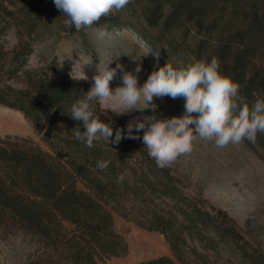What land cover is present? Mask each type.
Wrapping results in <instances>:
<instances>
[{
  "label": "trees",
  "instance_id": "16d2710c",
  "mask_svg": "<svg viewBox=\"0 0 264 264\" xmlns=\"http://www.w3.org/2000/svg\"><path fill=\"white\" fill-rule=\"evenodd\" d=\"M133 10L139 23L129 28L160 57L177 68L216 57L222 73L239 85L243 103L264 99V0H143ZM39 11L32 2L17 8L0 0V106L21 113L46 147L0 139V231L36 242L27 264H104L126 257L115 216L168 244L170 256L137 264H264V250L245 238L238 222L190 193L171 165L159 168L142 139L99 140L91 148L75 139V129L85 128L68 112L91 86L61 74L57 59L29 67ZM177 24L193 28L192 46L177 40L179 27H170ZM92 110L111 123L110 139L117 128L127 132L126 118L96 101ZM254 144L264 150V134ZM98 161L109 165L100 170Z\"/></svg>",
  "mask_w": 264,
  "mask_h": 264
},
{
  "label": "rangeland",
  "instance_id": "374dc122",
  "mask_svg": "<svg viewBox=\"0 0 264 264\" xmlns=\"http://www.w3.org/2000/svg\"><path fill=\"white\" fill-rule=\"evenodd\" d=\"M142 1L131 0L122 11L102 18L92 28L77 31L74 27L66 26L67 18L55 7L53 0H8L17 8L32 2L40 10L34 36V54L29 67H42L57 59L61 74L80 78L84 73L87 79L82 80L91 87L98 68H103L111 60L109 67L119 63L124 71L137 75L139 86L144 84L153 70L167 63L177 68L171 61L160 57L139 33L129 28L139 23V16L134 15L133 9H138ZM117 23L124 25L116 27ZM178 29L177 40L184 47L192 46L195 37L193 28L183 25ZM100 31L105 33L103 37L98 35ZM10 41L12 44L15 42L14 34H11ZM137 64L142 66L138 74L134 71ZM122 75L123 72L118 71L111 82L113 92L122 86ZM255 101L252 100L251 104ZM184 103L183 97L175 100L170 97L154 98V109L150 106L143 111L136 110L119 116L126 118V126L130 121L142 120L146 116L157 119L180 117L185 111ZM100 104L109 110L116 107V100L113 98ZM139 107L145 105L141 103ZM8 136L31 139L46 149L33 126L21 113L0 106V139ZM171 167L190 193L201 195L212 205L226 210L241 226L245 238L264 250V150L247 140L239 145L217 148L214 142L197 138L192 152L180 156ZM115 228L126 240L128 254L104 264H137L170 256L166 240L158 233L138 229L118 216H115ZM37 250L36 242L26 234L0 231V264H27V258Z\"/></svg>",
  "mask_w": 264,
  "mask_h": 264
},
{
  "label": "clouds",
  "instance_id": "9594fccd",
  "mask_svg": "<svg viewBox=\"0 0 264 264\" xmlns=\"http://www.w3.org/2000/svg\"><path fill=\"white\" fill-rule=\"evenodd\" d=\"M53 3L67 18L66 26L80 31L122 11L131 0H53ZM98 35L103 37L105 33L100 31ZM111 61L98 68L92 87L72 103L68 112L74 120L83 122L85 131L77 128L74 136L88 148L99 140L119 144L123 139H142L150 158L159 168H165L180 156L191 153L197 138L212 141L217 148H225L245 140L255 143L257 135L264 134V99H257L251 106L243 103L239 85L222 73L216 57L210 62L196 60L179 68L167 63L153 70L142 86L138 85V76L124 71L122 64L109 67ZM141 70L142 66L137 64L135 73ZM118 71L123 72L122 86L113 92L110 85ZM79 79L87 77L83 73ZM164 97L173 100L183 97V116L165 119L146 116L142 120H133L126 126V133L123 128H117L114 139H110L113 136L111 123L101 121L92 110L93 101L103 104L115 98L116 107L109 110L117 115L127 114L150 106L154 109V98ZM141 103L145 107H139ZM108 165V161H98L96 167L104 170ZM123 178L120 176L118 180L122 182Z\"/></svg>",
  "mask_w": 264,
  "mask_h": 264
}]
</instances>
